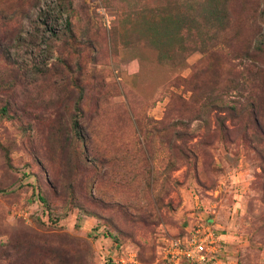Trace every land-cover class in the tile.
I'll return each instance as SVG.
<instances>
[{"label": "rangeland", "instance_id": "rangeland-1", "mask_svg": "<svg viewBox=\"0 0 264 264\" xmlns=\"http://www.w3.org/2000/svg\"><path fill=\"white\" fill-rule=\"evenodd\" d=\"M201 222L264 264V0H0V264H168Z\"/></svg>", "mask_w": 264, "mask_h": 264}, {"label": "built area", "instance_id": "built-area-1", "mask_svg": "<svg viewBox=\"0 0 264 264\" xmlns=\"http://www.w3.org/2000/svg\"><path fill=\"white\" fill-rule=\"evenodd\" d=\"M166 241L162 251L163 260L168 264L219 263L220 238L207 222L197 223L186 229L183 236Z\"/></svg>", "mask_w": 264, "mask_h": 264}]
</instances>
